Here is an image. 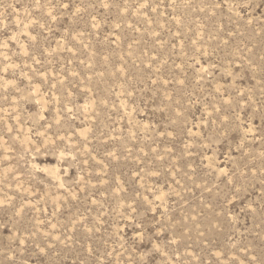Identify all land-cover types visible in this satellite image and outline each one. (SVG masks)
Returning <instances> with one entry per match:
<instances>
[{"label":"rangeland","instance_id":"374dc122","mask_svg":"<svg viewBox=\"0 0 264 264\" xmlns=\"http://www.w3.org/2000/svg\"><path fill=\"white\" fill-rule=\"evenodd\" d=\"M0 264H264V0H0Z\"/></svg>","mask_w":264,"mask_h":264}]
</instances>
